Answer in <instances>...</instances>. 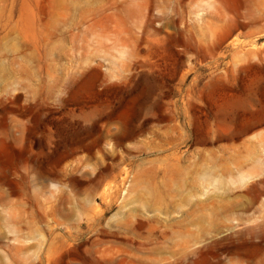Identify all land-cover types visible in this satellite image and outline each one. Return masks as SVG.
<instances>
[{"label":"rangeland","instance_id":"obj_1","mask_svg":"<svg viewBox=\"0 0 264 264\" xmlns=\"http://www.w3.org/2000/svg\"><path fill=\"white\" fill-rule=\"evenodd\" d=\"M0 264H264V0H0Z\"/></svg>","mask_w":264,"mask_h":264}]
</instances>
